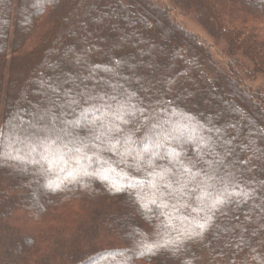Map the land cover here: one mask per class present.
<instances>
[{"label":"trees","instance_id":"trees-1","mask_svg":"<svg viewBox=\"0 0 264 264\" xmlns=\"http://www.w3.org/2000/svg\"><path fill=\"white\" fill-rule=\"evenodd\" d=\"M136 2L147 11L137 12ZM174 10L194 11L209 35L225 41L229 51L240 53L248 64L237 59L229 62L228 70L221 69L198 36L172 18ZM94 11L92 31L82 22ZM112 18L150 35L148 45L157 52L145 54L131 39L111 38ZM249 22L262 26L239 30L238 25ZM81 35L92 39V52H71ZM163 49L170 52L165 66ZM60 50L71 53L59 59L69 68L67 77L46 76ZM88 56L94 64L86 68ZM106 57L110 65L119 66L118 78L100 67L92 73L96 79H85L93 66L105 65L101 61ZM140 70L139 77L124 80L125 73ZM262 74L264 0H173L167 8L154 0H0V132L46 123L39 117L50 108L61 119L75 120L81 108L88 107L81 92L87 88L93 95L112 93L109 85L114 84L119 99L143 109L145 117L159 112L160 119L190 125L181 143L171 141L169 148L200 169L209 168L204 161L210 162L218 177L228 178L229 192L248 193L247 199L225 193L222 202L199 214L192 210L198 202L191 193L180 198L188 207L177 213L171 207L138 202L134 189L117 191L127 182L121 168L137 179L144 172L116 164L119 157L113 152H103L115 168L106 179L84 176L77 183H71L59 166L42 172L39 165L0 156V264H264V92L249 85ZM46 80L58 91L43 89ZM31 87L44 108L29 113ZM73 99L80 104L72 105ZM248 106L255 110L254 135L248 125L243 127ZM24 116L27 121L18 123ZM199 117L206 122L200 123ZM215 124L219 130L213 129ZM127 127L135 130L136 125ZM69 131L91 135L85 127ZM143 132L141 126L137 138ZM201 137L207 147L199 142ZM156 164L172 167L167 159ZM98 167L94 160L89 171ZM204 217L210 219L201 228ZM140 233L167 247L148 253L138 246ZM116 251L124 256L101 259Z\"/></svg>","mask_w":264,"mask_h":264},{"label":"snow or ice","instance_id":"snow-or-ice-1","mask_svg":"<svg viewBox=\"0 0 264 264\" xmlns=\"http://www.w3.org/2000/svg\"><path fill=\"white\" fill-rule=\"evenodd\" d=\"M116 63L119 64V61ZM100 67L102 66H93L89 77L85 79H96L92 73ZM105 70L114 73L113 69ZM96 82L100 83L98 79ZM109 86L113 89L112 93L96 92L93 95L87 88L81 92L80 96L88 107L81 108L75 120L61 119L50 108L39 117L40 121L47 122L32 124V130L14 129L9 134L0 132V156L39 165L42 172H51L53 168L59 166V170L65 172L71 183H77L84 176L96 175L106 179L107 174L115 171V168L112 161L104 158L103 152H113L119 157L116 164L126 165L136 172H144L143 178L137 179L121 168V175L126 177L127 182L122 187H117V191L124 188L134 189L138 202L147 201L153 205L159 204L163 208L171 207L177 213L182 207H188L187 202L181 203L180 198L190 197L191 193H196L198 208L192 210L197 214L204 212L205 207L214 208L216 203L222 202L220 197L225 193L229 197L243 195L247 199L248 193L229 192L228 178L218 177L216 175L218 170L212 169L210 162L204 161L209 164V168L200 169L196 162L184 161L181 159L182 153L169 148L171 141L181 143L190 125L160 119L159 112H153L149 117H145L143 109L119 99L120 94L116 92V85ZM53 91L58 89L54 88ZM79 104L78 99L72 100V105ZM133 123L136 125L135 130L127 127ZM141 126L144 132L137 138L136 133L140 131ZM69 127L89 128L91 135L83 137L74 134L69 131ZM199 142L207 147L204 138L201 137ZM12 152L16 155L13 156ZM197 155L201 154L197 152ZM129 157L132 160L131 164L128 163ZM158 159H167L172 167L157 165ZM94 160L99 167L90 172L89 167ZM197 177H200L199 182L192 186ZM214 181H219L224 187L218 189ZM203 219L204 223L198 225L201 228L208 224L210 217ZM140 236L142 239L138 241V246L146 249L148 253L155 254L160 248L167 247V243L149 242L145 233H140ZM117 255L124 256V252H109L101 259L108 261L110 257L115 258Z\"/></svg>","mask_w":264,"mask_h":264},{"label":"rangeland","instance_id":"rangeland-1","mask_svg":"<svg viewBox=\"0 0 264 264\" xmlns=\"http://www.w3.org/2000/svg\"><path fill=\"white\" fill-rule=\"evenodd\" d=\"M154 1L158 4H160V6L167 8L169 6L171 7L173 0H154ZM135 5H136V11L137 12H140V11L146 12L147 11L146 6H144L140 3L137 4V2H136ZM96 16H97V14L94 11V13H93V15H91V17L87 18L85 21L82 22V25L84 27H86L87 29L94 31V29H95L94 24H95ZM171 16L176 22H178L182 26H184L187 31L198 36L199 41L205 47H208V50L212 54L211 56L216 61L217 65L219 67H221V69H224V71L228 70L227 68H228L230 61L235 62L237 59H239V60L248 64V61L244 57L242 58L241 57L242 55L240 53H237V52L231 53V51H229L225 41L209 35L207 30L204 28V26H202L198 22L197 16H196L194 11H191L190 13H187V14H182V13H180V11L174 10L171 13ZM108 24H109L108 27L110 26L112 28V30L115 31V34L111 35V38H113L116 35H119L120 37L131 39V41L134 44L136 43L135 45H137V48H139L141 50V52L142 53L144 52L145 54H152V53L157 52L156 48H154L150 44L148 45V43H150L152 37L150 35H148L146 32L139 31L135 28L133 30L132 29L133 27L124 26L123 22H121L118 18L109 19ZM260 26H262V25L261 24H255L254 22H249L245 26H243L242 24L238 25L239 30H241V31H243V30L246 31V29L255 30V29L259 28ZM108 44H109V46H112L111 42H108ZM90 45H92V39L89 37L81 35V36H79L78 39H75V41L73 42V47L71 48V52H73L74 54H78V55H84L85 50H86V52L87 51L92 52L90 49ZM131 52L132 51L129 50L126 53H131ZM57 54L58 55L56 58L58 59V61H54L52 63V65H51L52 68L50 71L47 72L46 76L58 75V76H61L63 78H66L67 75H65V74H67V72H69V68L63 66V64L60 62L59 59L61 58V60L62 59L66 60L70 57L71 53L70 52L67 53V51H65V50H63V51L60 50V51H58ZM169 56H170V52L163 49V56H162L161 60L163 61L164 66L167 64ZM9 60H10V56H9ZM93 61H94L93 58L91 56H88L86 59V62H88V65L86 66V68H89V64H91V63L94 64ZM101 62L102 63L104 62V64H105L101 67V71H106L105 69H113L115 74L113 72H111V73L114 76H117V78H118V75L116 74L117 73L116 70H118L116 68H119L118 65H116V64L110 65L107 61V57L105 59H103ZM235 66L237 67L238 71H240L242 69V66H239V65H235ZM106 72H109V71H106ZM141 73H142L141 70L139 72L132 71L130 73H125L124 74V76H125L124 80L127 81L133 77H139L140 76L139 74H141ZM255 77H256V79L254 81L250 82L249 85L253 89L264 92V74L257 75ZM44 82L45 83H44L43 89H46V91H48L50 88H52V89L55 88V85L52 83H48V80H46ZM72 83H73V81H72ZM34 89L35 88L31 87L30 88L31 92L27 96L28 103L30 104L29 110H28L29 113H32L33 112L32 110H38V109L41 110L44 108L43 107L44 103H42V101L40 102V101H37L36 99H34L35 98L33 96ZM235 103H237V102H235ZM248 109H249V111L246 114V120L247 121H246V123L243 122V125H244L243 127H245V125L246 126L248 125L249 130H250L249 133H251V135H254L253 123L255 122V119H256L254 117L255 110L251 106H248ZM26 116H24L18 123L21 124V122L22 123L26 122L27 121ZM198 120L200 121V123L206 122L205 119H203L202 117L201 118L199 117ZM43 123H45V122H43ZM241 124H242V122H241ZM219 127H220L219 125L215 124L213 129L219 130ZM226 132H228L227 129H226ZM226 134H228V133H226ZM163 151L164 150H162V152Z\"/></svg>","mask_w":264,"mask_h":264}]
</instances>
